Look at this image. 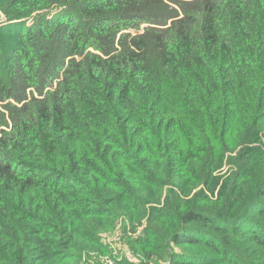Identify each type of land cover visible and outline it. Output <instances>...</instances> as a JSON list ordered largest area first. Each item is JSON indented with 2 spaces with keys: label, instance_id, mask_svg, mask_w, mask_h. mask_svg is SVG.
Here are the masks:
<instances>
[{
  "label": "trees",
  "instance_id": "trees-1",
  "mask_svg": "<svg viewBox=\"0 0 264 264\" xmlns=\"http://www.w3.org/2000/svg\"><path fill=\"white\" fill-rule=\"evenodd\" d=\"M118 225L116 264H264V0H0V264Z\"/></svg>",
  "mask_w": 264,
  "mask_h": 264
},
{
  "label": "rangeland",
  "instance_id": "rangeland-1",
  "mask_svg": "<svg viewBox=\"0 0 264 264\" xmlns=\"http://www.w3.org/2000/svg\"><path fill=\"white\" fill-rule=\"evenodd\" d=\"M52 12L53 10L50 11V13ZM227 167L228 166L222 167V171H224ZM119 225L116 227L115 231L107 234L102 240L104 245L111 248V251L110 248H108L109 253H107L105 256L111 255L112 250H114L117 251V255L121 256L122 259H128L129 257L132 261L136 263L139 262V257L136 256V254L130 249V240H132L134 236L128 237V234L124 235L121 232L122 227ZM147 264H166V262L164 260L158 261L157 263L151 261Z\"/></svg>",
  "mask_w": 264,
  "mask_h": 264
},
{
  "label": "built area",
  "instance_id": "built-area-1",
  "mask_svg": "<svg viewBox=\"0 0 264 264\" xmlns=\"http://www.w3.org/2000/svg\"><path fill=\"white\" fill-rule=\"evenodd\" d=\"M112 253H113V254H112ZM102 259H103V260L105 261V263H107V264H116L117 261H119V260L122 259V257L119 256V255H117V251L112 250L111 255L104 256V258H102ZM128 259H130V258L128 257ZM130 260H131V259H130ZM84 264H88V263H84Z\"/></svg>",
  "mask_w": 264,
  "mask_h": 264
}]
</instances>
